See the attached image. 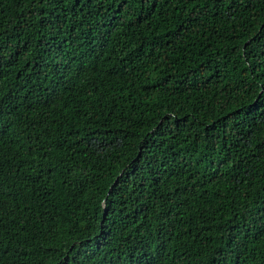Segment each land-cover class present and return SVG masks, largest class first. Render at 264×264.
Here are the masks:
<instances>
[{"label":"trees","instance_id":"1","mask_svg":"<svg viewBox=\"0 0 264 264\" xmlns=\"http://www.w3.org/2000/svg\"><path fill=\"white\" fill-rule=\"evenodd\" d=\"M0 264H264V0H0Z\"/></svg>","mask_w":264,"mask_h":264}]
</instances>
